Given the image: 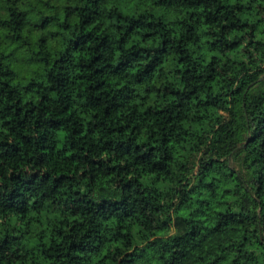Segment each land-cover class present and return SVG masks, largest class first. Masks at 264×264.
I'll return each instance as SVG.
<instances>
[{"label":"trees","instance_id":"1","mask_svg":"<svg viewBox=\"0 0 264 264\" xmlns=\"http://www.w3.org/2000/svg\"><path fill=\"white\" fill-rule=\"evenodd\" d=\"M0 264H264V0H0Z\"/></svg>","mask_w":264,"mask_h":264}]
</instances>
